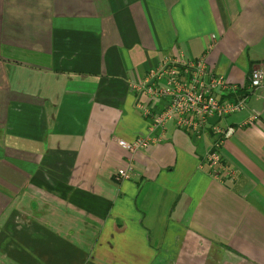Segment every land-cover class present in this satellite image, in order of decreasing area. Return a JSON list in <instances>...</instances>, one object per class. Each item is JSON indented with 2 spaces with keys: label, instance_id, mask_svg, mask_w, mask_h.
Listing matches in <instances>:
<instances>
[{
  "label": "crops",
  "instance_id": "0c3cea01",
  "mask_svg": "<svg viewBox=\"0 0 264 264\" xmlns=\"http://www.w3.org/2000/svg\"><path fill=\"white\" fill-rule=\"evenodd\" d=\"M168 57L247 87L264 0H0V264H264V87L210 120L236 128L232 175L204 163L210 130L117 143L149 132L130 84Z\"/></svg>",
  "mask_w": 264,
  "mask_h": 264
},
{
  "label": "built area",
  "instance_id": "2783aa9c",
  "mask_svg": "<svg viewBox=\"0 0 264 264\" xmlns=\"http://www.w3.org/2000/svg\"><path fill=\"white\" fill-rule=\"evenodd\" d=\"M130 87L147 98V103H138V107L150 119L149 132L130 142L118 140L119 146L134 156L158 145L163 140V133L159 130L171 121L197 139L210 130L214 141L204 163L213 176L220 178L222 174L232 175L224 162L222 146L234 136L236 128L211 124L210 120L215 117L224 119L247 108L249 99L257 97V92L264 87V65L254 68L247 87L240 88L223 76L214 74L204 59L195 61L168 57L132 82ZM258 117L260 115L255 112L244 125L256 121ZM133 176L131 160L115 173L118 181L131 180Z\"/></svg>",
  "mask_w": 264,
  "mask_h": 264
}]
</instances>
